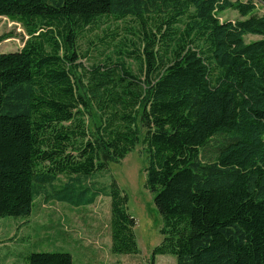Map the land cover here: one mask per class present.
I'll use <instances>...</instances> for the list:
<instances>
[{"label":"trees","instance_id":"16d2710c","mask_svg":"<svg viewBox=\"0 0 264 264\" xmlns=\"http://www.w3.org/2000/svg\"><path fill=\"white\" fill-rule=\"evenodd\" d=\"M257 9L254 0H0V17L27 36L21 50L0 53V217H29L39 198L79 208L107 196L112 253L138 255L127 194L115 179L94 180L142 144L145 185L162 218L151 264L161 255L177 264H264ZM228 10L240 18L222 21ZM104 19L120 22L125 37L115 59L87 67L81 40ZM26 262L74 259L33 252Z\"/></svg>","mask_w":264,"mask_h":264},{"label":"rangeland","instance_id":"374dc122","mask_svg":"<svg viewBox=\"0 0 264 264\" xmlns=\"http://www.w3.org/2000/svg\"><path fill=\"white\" fill-rule=\"evenodd\" d=\"M236 1V0H234ZM247 2L249 0H240ZM257 11L264 15V2L254 0ZM222 21L236 20L238 13L228 10L220 15ZM120 23V22H119ZM114 20H103L89 30L81 40V59L85 66L103 62L107 56L116 58L114 44L125 37L122 24ZM118 39L109 48H102L103 40ZM11 34V38L0 44V53L17 52L27 39L21 25L0 17V36ZM247 41L260 39L248 35ZM128 63L136 71L138 64L134 59ZM147 155L141 144L129 153L120 163L111 164L109 171L96 176L98 185L109 186L112 181L127 194L128 212L135 218V234L139 244L138 255H119L111 251L110 229L111 200L100 196L87 207H72L65 203L42 198L35 202L29 217H0V264H27L26 256L33 252H67L73 256L74 264H151L153 249L162 242L160 228L162 218L154 202V194L146 187ZM92 186V181L85 183ZM154 264H177L172 255L157 256Z\"/></svg>","mask_w":264,"mask_h":264}]
</instances>
